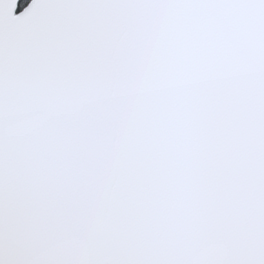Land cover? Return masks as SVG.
Wrapping results in <instances>:
<instances>
[{
	"label": "snow or ice",
	"instance_id": "6c2138e0",
	"mask_svg": "<svg viewBox=\"0 0 264 264\" xmlns=\"http://www.w3.org/2000/svg\"><path fill=\"white\" fill-rule=\"evenodd\" d=\"M0 0V264H264V0Z\"/></svg>",
	"mask_w": 264,
	"mask_h": 264
},
{
	"label": "trees",
	"instance_id": "16d2710c",
	"mask_svg": "<svg viewBox=\"0 0 264 264\" xmlns=\"http://www.w3.org/2000/svg\"><path fill=\"white\" fill-rule=\"evenodd\" d=\"M27 0H22V3L18 6V8H22L26 4Z\"/></svg>",
	"mask_w": 264,
	"mask_h": 264
},
{
	"label": "water",
	"instance_id": "95a60500",
	"mask_svg": "<svg viewBox=\"0 0 264 264\" xmlns=\"http://www.w3.org/2000/svg\"><path fill=\"white\" fill-rule=\"evenodd\" d=\"M29 2H30V0H29ZM29 2H28V3H29ZM26 6H27V4H26ZM21 10H22V9H21ZM21 10H20V11H21ZM20 11H17V9H16V13H19Z\"/></svg>",
	"mask_w": 264,
	"mask_h": 264
}]
</instances>
